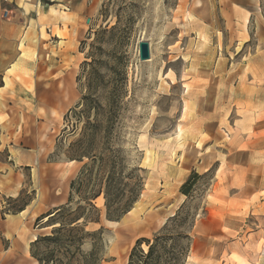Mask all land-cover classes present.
<instances>
[{"label":"rangeland","instance_id":"rangeland-1","mask_svg":"<svg viewBox=\"0 0 264 264\" xmlns=\"http://www.w3.org/2000/svg\"><path fill=\"white\" fill-rule=\"evenodd\" d=\"M106 26L117 32L99 56L101 78L89 86L85 72L78 83L95 33ZM142 41L151 47L146 62ZM79 52L76 75H10L0 91V163L20 189L12 198L0 185V264L15 259L1 230L8 216L21 213L24 231L38 238L53 228L37 219L68 203L88 160L68 158L78 137L65 131L66 116L87 92L106 108L113 97L108 171L123 189L140 187L146 209L112 226L98 198L99 222L86 229L101 233L87 239L85 252L96 246L101 264H128L137 242L152 239L184 207L193 224L182 243H190L185 264H264V0H101ZM193 174L200 178L186 197L181 189Z\"/></svg>","mask_w":264,"mask_h":264},{"label":"trees","instance_id":"trees-1","mask_svg":"<svg viewBox=\"0 0 264 264\" xmlns=\"http://www.w3.org/2000/svg\"><path fill=\"white\" fill-rule=\"evenodd\" d=\"M105 8L104 5L102 16ZM116 32L117 27L106 26L95 33L87 60L81 65L82 73L77 78L78 83L85 72L89 86L101 78L99 69L102 63L99 56L107 37L113 36ZM92 97L91 93L84 94L82 104L66 116L68 126L65 131L69 130L73 136L78 137L70 145L68 158L78 162L88 160V163L71 183L68 203L37 219L38 222L46 221L45 228H53L50 235L38 237L31 244V256L39 264H101L99 248L95 246L91 252L83 250L88 238L99 236L101 233L88 232L86 229L90 223L99 222L101 216V211L94 201L104 196L107 219L118 222L131 211L140 197V187L123 189L118 184L116 171H108L111 156L106 145L111 136L115 117L113 97L109 98L107 108ZM93 112L95 115L92 117ZM82 120H85L83 127ZM101 140H104L103 148L100 147ZM199 178V175L193 174L182 186L181 192L186 197H190L191 189ZM75 196H78L79 203L73 207ZM123 199L126 202L120 203ZM24 210L25 208L21 212ZM189 220L190 215L182 207L152 239H141L137 242L128 264H185L190 243L187 245L182 243L185 240L190 241L186 230L191 229L193 224ZM142 244H146L148 248L146 252L140 249ZM42 245L47 248L44 254L38 251Z\"/></svg>","mask_w":264,"mask_h":264},{"label":"crops","instance_id":"crops-1","mask_svg":"<svg viewBox=\"0 0 264 264\" xmlns=\"http://www.w3.org/2000/svg\"><path fill=\"white\" fill-rule=\"evenodd\" d=\"M100 1L11 0L9 4L0 2V91L7 88L12 79L10 75H76L77 66L82 60L79 46L86 40L93 18L98 13ZM3 9L10 11L11 16L8 19L2 17ZM51 40L55 41V45H52ZM69 84L73 89L74 77ZM5 95L9 93L6 92ZM46 104L43 105L44 110L50 113L52 107ZM36 108L38 111L42 110L39 105L35 110ZM8 153L13 162H16L17 158L21 161V157L14 156L10 149ZM15 153L18 154V150L15 149ZM22 164L31 166L27 162ZM0 166L6 167L4 171H0L3 195L16 198L20 193L18 184L6 180L10 167L5 163H0ZM37 214L32 216V220ZM42 214L43 212L40 213ZM21 215L20 213L12 216L8 224L2 225V235L11 242V248L6 254L11 250L15 251V259L7 262L4 258L3 264H39L31 256V244L37 239V235L24 231L20 221ZM0 220L2 223L6 222L1 212ZM6 232L13 236V239L6 237Z\"/></svg>","mask_w":264,"mask_h":264},{"label":"bare ground","instance_id":"bare-ground-1","mask_svg":"<svg viewBox=\"0 0 264 264\" xmlns=\"http://www.w3.org/2000/svg\"><path fill=\"white\" fill-rule=\"evenodd\" d=\"M145 197H146V195H142V198H143V200H139L136 204H135V206L131 209V211H129L128 213H127V215H126V218H128V220H132V219H135V217H137V216H139V215H141L144 211H145V209H146V202H145ZM141 198V199H142ZM174 216V214H172L170 217H173ZM10 219H12V216H8ZM168 220V218H164L163 220H161V225H164L165 224V221H167ZM122 221V220H121ZM120 221V222H121ZM109 224L110 225H112V226H115V225H118L119 224V222H109ZM151 226H152V224H149V225H147V228H151ZM128 251L129 250H123L122 251V254L124 253V252H126V253H128ZM115 252V251H114ZM118 253V252H117Z\"/></svg>","mask_w":264,"mask_h":264},{"label":"water","instance_id":"water-1","mask_svg":"<svg viewBox=\"0 0 264 264\" xmlns=\"http://www.w3.org/2000/svg\"><path fill=\"white\" fill-rule=\"evenodd\" d=\"M139 59L141 62H146L151 59V47L148 42L142 41L139 43Z\"/></svg>","mask_w":264,"mask_h":264},{"label":"built area","instance_id":"built-area-1","mask_svg":"<svg viewBox=\"0 0 264 264\" xmlns=\"http://www.w3.org/2000/svg\"><path fill=\"white\" fill-rule=\"evenodd\" d=\"M1 3L9 4L11 3V0H0ZM11 16V13L7 9H3L2 17L4 19H8Z\"/></svg>","mask_w":264,"mask_h":264}]
</instances>
